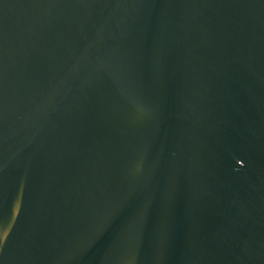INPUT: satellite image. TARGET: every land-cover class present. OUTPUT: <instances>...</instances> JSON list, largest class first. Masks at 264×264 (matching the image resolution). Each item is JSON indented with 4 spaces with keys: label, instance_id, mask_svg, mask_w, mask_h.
Here are the masks:
<instances>
[{
    "label": "water",
    "instance_id": "obj_1",
    "mask_svg": "<svg viewBox=\"0 0 264 264\" xmlns=\"http://www.w3.org/2000/svg\"><path fill=\"white\" fill-rule=\"evenodd\" d=\"M0 264H264V0H0Z\"/></svg>",
    "mask_w": 264,
    "mask_h": 264
}]
</instances>
